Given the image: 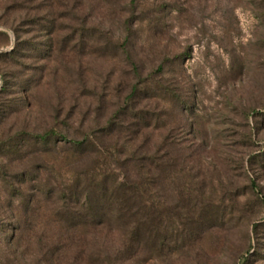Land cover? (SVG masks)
<instances>
[{
	"label": "rangeland",
	"instance_id": "obj_1",
	"mask_svg": "<svg viewBox=\"0 0 264 264\" xmlns=\"http://www.w3.org/2000/svg\"><path fill=\"white\" fill-rule=\"evenodd\" d=\"M131 2L22 0L13 11L0 0V52L21 37L20 68L36 82L42 76L31 94L34 114L55 115L70 139L120 110L130 132L151 124L137 145L179 157L186 195L173 238L122 264H264V1L136 0L124 11ZM126 19L136 20L129 35ZM53 22L59 31H51ZM3 84L0 73V90ZM128 106L136 117L127 118ZM27 113L8 123L21 124ZM71 174L61 162L42 179L53 186ZM169 190L174 204L175 183ZM2 218L0 264H120L119 233H90L68 245L53 231V214L37 234L43 242L24 238L16 253L12 222Z\"/></svg>",
	"mask_w": 264,
	"mask_h": 264
},
{
	"label": "trees",
	"instance_id": "obj_2",
	"mask_svg": "<svg viewBox=\"0 0 264 264\" xmlns=\"http://www.w3.org/2000/svg\"><path fill=\"white\" fill-rule=\"evenodd\" d=\"M135 1L127 4L124 11L134 10L131 7L136 5ZM21 2L4 0L3 6L8 5L5 9L14 11L21 8ZM126 20L124 26L129 35L136 20ZM50 29L59 31L55 22L50 24ZM14 31L18 32L16 28ZM22 44L18 36L17 45L11 51L0 52V73L4 79L0 90V182L7 184L0 189V219L4 213L6 217L1 223L8 219L12 222H8L12 229L9 237L12 249L19 251L24 238H29V242H43L37 234L53 214L58 218L55 224L59 225L51 230L66 239L68 245L81 243L90 233L103 230L119 233L124 246L116 255L120 264L152 254L154 245L163 247L174 236L173 219L180 218L182 199L186 195L183 171L178 168L179 157L164 150L165 147L153 150L137 145L145 137L143 129L151 124L141 123L130 132L119 121L120 110L105 125L91 127L77 139H70L59 129L55 115L34 114L37 103L31 100V94L42 76L36 82L34 72L20 68L17 52ZM125 51L129 53L127 48ZM137 90L135 85L131 96ZM22 109L28 113L21 124L13 120L9 124ZM132 111V107L126 108L127 118L136 117ZM61 162L72 173L68 181L53 186L43 183L44 171ZM170 182L175 183L174 204L169 201ZM45 191L56 194V200L43 198ZM49 199L53 206L47 208ZM17 209L20 212H15ZM46 210L50 211V219L44 218ZM51 238L47 239L48 247L49 243L55 245ZM51 250H47L46 257H52Z\"/></svg>",
	"mask_w": 264,
	"mask_h": 264
}]
</instances>
